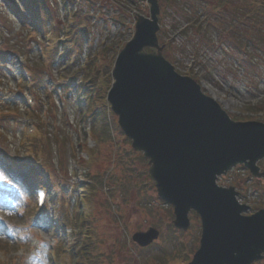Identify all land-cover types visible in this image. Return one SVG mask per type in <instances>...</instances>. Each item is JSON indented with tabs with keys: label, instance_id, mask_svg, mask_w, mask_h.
Segmentation results:
<instances>
[{
	"label": "rangeland",
	"instance_id": "rangeland-1",
	"mask_svg": "<svg viewBox=\"0 0 264 264\" xmlns=\"http://www.w3.org/2000/svg\"><path fill=\"white\" fill-rule=\"evenodd\" d=\"M46 1L52 13L45 26L47 34L35 22L28 21L30 16L22 0H0V31L4 35L0 45V168L4 165L24 167L28 161L27 153L31 154L28 140L33 143L35 140L25 138L30 132L31 119L39 135L43 133L51 141L47 154L51 166H47L44 156L34 169L47 168L56 180L64 183L55 185L53 194L57 191L56 195L50 194L45 210L38 213L28 189L19 182H9L0 170V264H52L53 261L71 264V257L77 256L73 254L75 247L80 248L83 239H90L95 232L99 248L94 250L100 263L187 264L199 246V216L189 211L187 231L173 229L174 207L158 199L148 175V158L131 148L130 139L120 130L108 104L103 106L109 108L104 121L112 125L110 137L104 139L98 131L93 134L95 124L91 120L88 88L85 87L89 81L83 75L87 56L89 62L94 56L91 53L103 51L105 60L101 57L97 68L87 65L85 70L98 74L94 101L107 103L109 73L104 74L102 67L108 65L111 71L117 52L134 32L136 18L147 16L149 5L142 0H70L73 3L69 6L65 5L68 0ZM216 1L158 0L160 28L157 34L163 46L162 54L177 73L194 79L202 92L217 101L233 120L264 122V51L252 52L249 48L252 66L247 64L250 61L246 52L232 44L231 33L227 30L225 36L220 33L230 21L228 13L225 18L221 5V9L215 6V11L210 10ZM199 4H209L202 12L209 11L213 15L212 19L201 16L200 25L188 21L192 17L189 13L193 15L188 5ZM173 5H177V9H173ZM248 9L241 11L237 6L243 18ZM73 12L79 18L76 22H80L73 30L84 32L78 36L72 33L71 23L75 19L70 15ZM21 15L25 18H18ZM30 25L35 26L34 31L30 30ZM50 32L54 37L68 34L71 40L66 45L71 46L75 57L65 45L55 49V40L51 39L49 48L54 45L55 55L45 54L49 51L45 48L40 53L38 45L45 47ZM69 64L79 73L71 76L66 84L60 78L72 70ZM38 65L42 72L39 78H34L31 73ZM11 92H23L33 97L35 103H24L20 97H12ZM3 95L8 99L4 100ZM43 114L48 119H44ZM40 119H44L42 127ZM63 138L67 139L60 152L59 143ZM125 151L130 152L129 155L124 154ZM243 174V170L237 175L228 173L220 178V184L242 191ZM253 178L249 180L252 185L255 184ZM74 181L82 185L72 188ZM257 188L263 190L261 186ZM81 189L86 198L83 209L78 206ZM250 201L252 205L258 203L254 196ZM246 205L252 210L260 208L247 201ZM78 208L80 218L76 216ZM53 219L57 226L53 225ZM149 228L159 232L158 239L147 247L134 245L132 233ZM35 239L39 241L38 249L32 244ZM53 247L56 254L52 258ZM64 247L70 251L64 252ZM92 249L89 247L83 255V264L93 257L89 253Z\"/></svg>",
	"mask_w": 264,
	"mask_h": 264
},
{
	"label": "water",
	"instance_id": "water-1",
	"mask_svg": "<svg viewBox=\"0 0 264 264\" xmlns=\"http://www.w3.org/2000/svg\"><path fill=\"white\" fill-rule=\"evenodd\" d=\"M146 1L149 16L137 18L115 58L107 101L131 147L149 159L148 174L173 205L175 227L187 229L190 210L200 218V245L188 264H251L263 258L264 209L243 215L248 206L238 203L235 188L216 180L238 164L259 174L264 122L232 120L194 79L175 71L157 37L158 1ZM157 237L149 228L133 240L147 246Z\"/></svg>",
	"mask_w": 264,
	"mask_h": 264
},
{
	"label": "trees",
	"instance_id": "trees-1",
	"mask_svg": "<svg viewBox=\"0 0 264 264\" xmlns=\"http://www.w3.org/2000/svg\"><path fill=\"white\" fill-rule=\"evenodd\" d=\"M29 5H31L34 10L35 14L40 18L43 23L51 20L52 13L51 11L47 8L48 4L46 0H26ZM187 1V0H184ZM204 2L208 3V0H204ZM73 3V1H72ZM220 3V4H219ZM219 5V6H218ZM222 9L225 10V18H226V13L228 21H230V24L223 28L222 32H220L223 36L227 35V31L231 33V42L233 45H235L236 48L240 49L243 48L246 51H251L256 52V51H264V0H217L216 4H212L210 10H214L217 7L221 6ZM198 6V7H195ZM205 6V7H204ZM209 6V4H199V5H188L189 9H193V15L189 13V22H194L195 24L198 22L199 25L202 24L199 22L201 19V16H204L206 18L210 17L212 19L213 15H210L209 11L207 12H202L203 8H206ZM217 6V7H215ZM237 6L240 7L241 11L242 9H245L247 7L248 10L246 11V16L243 18V14L240 15L239 12H237ZM173 9H177V5L172 6ZM213 8V9H212ZM231 10V12H230ZM201 11V12H200ZM215 11V10H214ZM75 14L73 12L72 17L75 18ZM209 15V16H208ZM205 20V19H204ZM188 22V23H189ZM208 22V21H206ZM214 22V20H212ZM222 23H225V20L222 21ZM193 24V23H192ZM225 25V24H224ZM207 28V26L205 27ZM187 29V28H186ZM186 29L185 33H187ZM200 29V28H199ZM227 30V31H226ZM204 34V31L201 32ZM225 33V34H224ZM206 35L208 36L209 33L206 32ZM250 48V49H249ZM149 50V49H147ZM248 51V58H249V63H247L249 66H252L250 64L252 61L251 55H249ZM98 53H95L93 56V59L88 62V66L90 68H97V64L101 62L100 58L102 57V60H105V56L103 55V51H97ZM96 55H99L96 57ZM95 58V59H94ZM86 65V66H87ZM39 67V66H38ZM104 74H108L110 67L108 65H104L102 67ZM34 74L38 75L37 78H39L41 71L39 68L34 69ZM84 77L87 78L90 85L89 93L91 96L88 97V104H89V112L91 114V120L94 122L95 125H93V134L96 133V131L99 132L100 136H102L104 139L110 137V132H112V125L111 123H107L104 120H106V115L107 112H109L108 106H103L106 105L107 103H97L94 101L96 95L93 94V90L95 88V85L97 84L98 80V74H92L90 71H87L83 69ZM79 70L73 71V70H68L66 73H64V76H75L77 75ZM110 75L107 76V87L108 88L111 80H110ZM96 102V103H95ZM99 106V107H98ZM107 110V111H106ZM237 119V118H236ZM264 121V118L262 119ZM95 126V127H94ZM42 127V126H41ZM99 127V128H97ZM44 128V127H43ZM29 138H34V143L29 139L28 141L30 142L29 146V151L30 153L36 154L40 153V155L43 157L45 156L46 158V164L49 167V158H47V154L50 153V139L47 138L43 133L39 135V133H35ZM67 138H63L62 142L59 143V151H62V148L64 147V144L66 142ZM55 142H58L57 139ZM37 147V148H36ZM130 152L125 151L124 154L129 155ZM51 166V165H50ZM46 167V166H45ZM90 239H83L84 243H81L80 246L82 247L81 249L75 248L74 252L77 254L80 253V251H86L89 247H93L92 252L95 253V255L92 257V260L89 262V264H103V262L100 263L99 255L98 253L94 250L95 248H99V244L96 242L97 240V234L94 233L93 235L89 237ZM93 239V240H92ZM89 242V243H88ZM87 244V245H86ZM86 247V248H85ZM83 256V253H82Z\"/></svg>",
	"mask_w": 264,
	"mask_h": 264
},
{
	"label": "flooded vegetation",
	"instance_id": "flooded-vegetation-1",
	"mask_svg": "<svg viewBox=\"0 0 264 264\" xmlns=\"http://www.w3.org/2000/svg\"><path fill=\"white\" fill-rule=\"evenodd\" d=\"M259 165H260V167H261L260 172H263V170H264V160H261V161L259 162ZM253 182H254L256 185L262 187V185H264V175H262V176H261V175H258L257 177H254V178H253Z\"/></svg>",
	"mask_w": 264,
	"mask_h": 264
}]
</instances>
